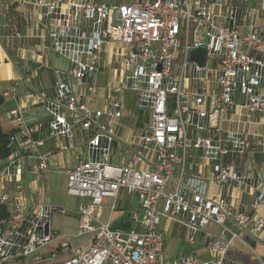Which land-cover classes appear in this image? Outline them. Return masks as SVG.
<instances>
[{
	"label": "built area",
	"instance_id": "built-area-1",
	"mask_svg": "<svg viewBox=\"0 0 264 264\" xmlns=\"http://www.w3.org/2000/svg\"><path fill=\"white\" fill-rule=\"evenodd\" d=\"M250 1L15 0L29 13V21L45 30L52 52L69 63L68 70L55 72L52 94L41 91L37 96L53 134L66 142L76 130L88 137L87 158L64 174L67 194L85 201L76 237L89 239L78 247L62 242L54 252L40 255L55 238L53 214L65 212L41 203L27 210L19 200L18 183L12 210L0 219V264H231L230 242L241 234L264 244V218L251 219L247 213L264 206L262 184L257 176L248 179L224 162L226 156L250 150L264 164V150L253 148L245 128L251 116L264 118V33L255 26L256 17H263L248 6ZM254 1L264 7V0ZM108 43L125 48L119 53L124 71L107 106L95 110L90 107L98 91L94 79ZM201 47L206 51L202 66L189 60L190 51ZM124 90L134 91L139 108L150 116L128 167L109 162ZM9 116L17 128L8 137L9 156L0 159V180L30 158H36L39 171H46L50 156L34 154L43 141L34 138L19 108ZM191 149L209 160L216 185L245 184L252 201L234 210L226 197L209 199L197 176L185 178ZM136 164L148 167L136 169ZM122 192L137 201L141 218L134 215L133 221L138 228L97 225L104 200L110 198L115 210ZM9 199L1 194L0 206ZM163 217L173 218L187 232V244L195 245L199 235L206 257L167 260ZM225 234L229 240L221 238Z\"/></svg>",
	"mask_w": 264,
	"mask_h": 264
},
{
	"label": "crops",
	"instance_id": "crops-1",
	"mask_svg": "<svg viewBox=\"0 0 264 264\" xmlns=\"http://www.w3.org/2000/svg\"><path fill=\"white\" fill-rule=\"evenodd\" d=\"M264 4V1H263ZM28 12L22 9L15 0H0V127L2 132L10 134L17 128L15 122L9 116L10 110L19 108L22 112L24 122L34 130V138L43 141V146L34 151L35 155L46 154L50 156L51 166L46 171H39L36 158L22 160L19 168L13 169L11 174L0 180V195L9 196L7 211L12 210V197L17 194L16 186L21 184L19 200L27 210L41 203L55 209L66 210L75 217L72 218L74 238L81 239L76 246L84 245L89 236L77 238V225L79 207L85 202L83 199L72 200L66 192L65 172L71 170L80 159L87 158L86 133L81 130L74 132L71 142H66L59 136L53 134L49 128V116L42 106L37 94L44 91L52 94L54 74L56 71H66L69 63L66 59L55 55L50 49L49 41L45 37V30L36 22H30ZM261 18L256 17L255 26H263ZM260 33L261 28H258ZM19 32L21 37H15ZM100 60L101 70L95 76L94 82L97 86V94L90 107L95 110H103L111 96V90L121 83L123 65L120 62L119 53L125 48L119 43H108L104 48ZM41 55V57H39ZM39 66L33 68L32 64ZM7 92L8 96L3 94ZM122 103L121 117L114 121L113 131L115 139L111 147L109 162L122 167L132 166L130 155L139 151L140 135L147 130L150 123L149 113L138 106V96L132 90H124L120 94ZM145 114V116H144ZM251 124L245 126L249 132V140L253 148L260 152L264 150V118L253 115L250 117ZM204 135H209L208 133ZM226 165L231 166L246 178L257 176L261 182V190L264 192V164L250 150L243 155L226 156ZM136 169H146L147 164H136ZM197 176L198 182L204 187L209 199L226 197L234 210L246 207L253 199V193L248 186H218L214 183L209 160L195 149L189 151V160L186 168L185 178ZM67 200H65V196ZM112 200L106 198L101 206V216L98 224L109 223L112 228L121 229L122 226L138 228L133 221L135 215L141 218L137 201L134 196L122 192L117 201L115 210H111ZM66 213V212H65ZM251 219L264 218V206L257 210L247 211ZM59 214V213H54ZM53 214V215H54ZM61 215V214H59ZM162 224V227H161ZM161 232L164 240L163 254L167 260L173 261L181 255L195 254L205 258V250L202 242L193 246L187 244V232L184 231L173 218L163 217L161 219ZM51 229V224H50ZM231 232H237L234 226L229 225ZM124 230V229H121ZM51 232L53 233L52 229ZM54 249L39 252L45 255L54 252L60 243L64 241L57 238ZM218 236V234H215ZM229 240V235L221 236ZM191 248V249H189ZM197 248V249H193ZM264 258V244L241 234V238L230 242L227 259L231 264H259Z\"/></svg>",
	"mask_w": 264,
	"mask_h": 264
},
{
	"label": "rangeland",
	"instance_id": "rangeland-1",
	"mask_svg": "<svg viewBox=\"0 0 264 264\" xmlns=\"http://www.w3.org/2000/svg\"><path fill=\"white\" fill-rule=\"evenodd\" d=\"M248 6L252 9H256L258 12H261V15L263 18H262V20H259V23L261 24V21H263V26L260 27L259 25L258 26L256 25V28H261V31H264V7L261 6V2L252 0L249 2ZM144 116H145V114H144ZM171 185H172V183L168 184V186L166 187V189H165L166 193L168 192ZM64 196H65L64 199L67 200V196L65 194H64ZM70 197H72V196H70ZM74 198L75 197L70 198V199L76 200ZM160 206H161V204H160ZM65 212L66 213L63 215L54 214L52 216L51 223H50L51 229H52L53 233L56 234L57 238L61 237L64 241H69L72 245H74L76 247L81 242V239H75L73 236L74 231H72L73 230V222H72L73 219L72 218H75V217H73L70 214V212L67 211V208H66ZM161 227H162V224H161ZM160 231H161V228H160ZM212 232L214 234H218L219 229L214 228L212 230ZM196 239L198 240V243H200L199 241H200L201 237L199 235L197 236ZM164 240L167 243L168 238L165 237ZM56 241L57 240L48 244L45 248H43L42 252L49 250V249H54ZM189 249H191V248H189ZM193 249H197V248H193Z\"/></svg>",
	"mask_w": 264,
	"mask_h": 264
},
{
	"label": "trees",
	"instance_id": "trees-1",
	"mask_svg": "<svg viewBox=\"0 0 264 264\" xmlns=\"http://www.w3.org/2000/svg\"><path fill=\"white\" fill-rule=\"evenodd\" d=\"M2 103V98L0 97V105ZM9 134H5L2 132L0 127V159H6L10 154V149L7 148ZM9 212L7 211L5 206H0V219L8 217ZM121 229L127 230L128 226H122ZM115 229V228H113Z\"/></svg>",
	"mask_w": 264,
	"mask_h": 264
},
{
	"label": "water",
	"instance_id": "water-1",
	"mask_svg": "<svg viewBox=\"0 0 264 264\" xmlns=\"http://www.w3.org/2000/svg\"><path fill=\"white\" fill-rule=\"evenodd\" d=\"M205 49L203 47L196 49V50H192L189 53V60L191 62H196L198 65L202 66L204 65V61H205ZM39 65L36 63L32 64L33 68H37Z\"/></svg>",
	"mask_w": 264,
	"mask_h": 264
}]
</instances>
